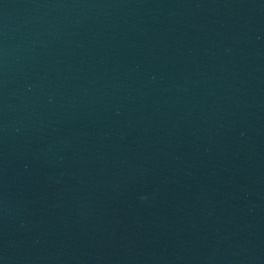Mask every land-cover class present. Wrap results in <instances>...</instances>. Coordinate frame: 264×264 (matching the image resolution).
<instances>
[{
  "label": "water",
  "instance_id": "95a60500",
  "mask_svg": "<svg viewBox=\"0 0 264 264\" xmlns=\"http://www.w3.org/2000/svg\"><path fill=\"white\" fill-rule=\"evenodd\" d=\"M0 264H264V0H0Z\"/></svg>",
  "mask_w": 264,
  "mask_h": 264
},
{
  "label": "clouds",
  "instance_id": "9594fccd",
  "mask_svg": "<svg viewBox=\"0 0 264 264\" xmlns=\"http://www.w3.org/2000/svg\"><path fill=\"white\" fill-rule=\"evenodd\" d=\"M141 199H146V197H141Z\"/></svg>",
  "mask_w": 264,
  "mask_h": 264
}]
</instances>
